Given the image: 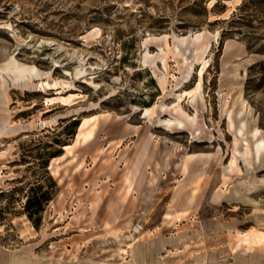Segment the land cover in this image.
I'll return each mask as SVG.
<instances>
[{
    "label": "rangeland",
    "instance_id": "obj_1",
    "mask_svg": "<svg viewBox=\"0 0 264 264\" xmlns=\"http://www.w3.org/2000/svg\"><path fill=\"white\" fill-rule=\"evenodd\" d=\"M0 264H264V0H0Z\"/></svg>",
    "mask_w": 264,
    "mask_h": 264
},
{
    "label": "trees",
    "instance_id": "obj_2",
    "mask_svg": "<svg viewBox=\"0 0 264 264\" xmlns=\"http://www.w3.org/2000/svg\"><path fill=\"white\" fill-rule=\"evenodd\" d=\"M41 198H42V202H40V205L36 211L33 210L34 198H28L27 204H26V214H27L29 220L31 222H33V224H35V225H37L36 220L34 219L35 216L41 214L43 211V209H42L43 200H44V202L49 200L48 198H46L45 195H42Z\"/></svg>",
    "mask_w": 264,
    "mask_h": 264
},
{
    "label": "crops",
    "instance_id": "obj_3",
    "mask_svg": "<svg viewBox=\"0 0 264 264\" xmlns=\"http://www.w3.org/2000/svg\"><path fill=\"white\" fill-rule=\"evenodd\" d=\"M233 237L237 241H241L240 243H238V248L236 249V251L243 247L246 252H250V253L253 252L254 249H252V248H254V247H251V245H250V244H252V242H250L251 235H249V232L248 233H243V232L242 233H237ZM254 240H256V237H254ZM253 243H255V242H253Z\"/></svg>",
    "mask_w": 264,
    "mask_h": 264
},
{
    "label": "bare ground",
    "instance_id": "obj_4",
    "mask_svg": "<svg viewBox=\"0 0 264 264\" xmlns=\"http://www.w3.org/2000/svg\"><path fill=\"white\" fill-rule=\"evenodd\" d=\"M9 70H15L17 73L14 74V75H11L9 74L11 77H14V78H28L26 77L24 74H22L21 72H23V68L15 61H11L8 65V68ZM28 80V79H27ZM250 187V186H249ZM249 189H252V187H250Z\"/></svg>",
    "mask_w": 264,
    "mask_h": 264
}]
</instances>
